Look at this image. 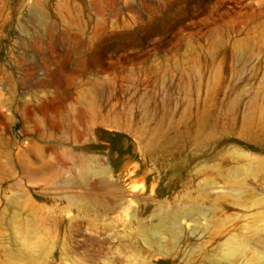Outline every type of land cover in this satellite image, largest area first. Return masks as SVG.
<instances>
[{
    "label": "rangeland",
    "instance_id": "rangeland-1",
    "mask_svg": "<svg viewBox=\"0 0 264 264\" xmlns=\"http://www.w3.org/2000/svg\"><path fill=\"white\" fill-rule=\"evenodd\" d=\"M211 97L210 151L146 150ZM244 116L264 120V0H0V264H244L235 235L264 253Z\"/></svg>",
    "mask_w": 264,
    "mask_h": 264
},
{
    "label": "bare ground",
    "instance_id": "bare-ground-1",
    "mask_svg": "<svg viewBox=\"0 0 264 264\" xmlns=\"http://www.w3.org/2000/svg\"><path fill=\"white\" fill-rule=\"evenodd\" d=\"M155 94L156 93H153L151 96L156 99L157 95ZM215 101L216 100L211 97L203 104L198 106L193 115L191 113V115H189V112H187L186 117L183 119V128H185V131L176 133V136L173 139L167 138V129L172 126L175 128H179L181 126V123L169 121L167 123V127H164L165 120H159L151 130L143 133V136H145L146 138V150L153 151L158 155L163 154L164 152H166V149L172 146H175L177 148V151L183 149L184 146H187L189 150L195 155H202L205 151H210L216 142L217 133H219L220 130L224 131L226 128V126L223 124V122L219 120L218 116L215 113V109L217 108V106L224 113V105H218ZM225 104L226 107L230 106V103ZM190 118L191 120L189 121ZM254 120L256 121L253 122ZM231 124H233V122H231ZM239 125L241 128H245L247 126H254L264 132V120L261 118L258 119L255 117L244 116L239 124L234 123V126ZM251 171L252 169L248 167L247 172ZM85 176L86 175L83 173L81 178L83 179ZM164 223L166 224L172 222L168 218H166L164 220ZM223 257L232 262L243 260L244 264L264 263V253L253 250L251 247L250 240L247 237L241 235H235L225 243L223 247Z\"/></svg>",
    "mask_w": 264,
    "mask_h": 264
}]
</instances>
